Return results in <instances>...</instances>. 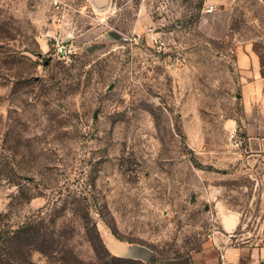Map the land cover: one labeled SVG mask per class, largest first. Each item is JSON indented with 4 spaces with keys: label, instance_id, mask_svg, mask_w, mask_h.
Listing matches in <instances>:
<instances>
[{
    "label": "rangeland",
    "instance_id": "obj_1",
    "mask_svg": "<svg viewBox=\"0 0 264 264\" xmlns=\"http://www.w3.org/2000/svg\"><path fill=\"white\" fill-rule=\"evenodd\" d=\"M246 44L264 0H0V260L32 226L62 253L31 264H206L229 214L258 238L264 142L228 128Z\"/></svg>",
    "mask_w": 264,
    "mask_h": 264
},
{
    "label": "crops",
    "instance_id": "obj_2",
    "mask_svg": "<svg viewBox=\"0 0 264 264\" xmlns=\"http://www.w3.org/2000/svg\"><path fill=\"white\" fill-rule=\"evenodd\" d=\"M246 44L232 50L237 70L241 75L240 94L241 102L245 108V115L240 121L237 119L229 121V130L241 131L250 140L257 139L264 142V54ZM243 128L239 129V124ZM261 153L264 150H258ZM257 162V161H256ZM259 167L264 168V155L258 160ZM239 227L235 215L225 216L222 230L225 237H218L214 257L206 264H264V225L256 239L246 238L240 243L231 244L232 240L226 234L234 233ZM231 236V235H230ZM203 264V263H202Z\"/></svg>",
    "mask_w": 264,
    "mask_h": 264
},
{
    "label": "trees",
    "instance_id": "obj_3",
    "mask_svg": "<svg viewBox=\"0 0 264 264\" xmlns=\"http://www.w3.org/2000/svg\"><path fill=\"white\" fill-rule=\"evenodd\" d=\"M19 233L24 235V238L27 239V240L29 239V241H31V242H29V243L26 242L24 244V242H23L24 239L21 240V243H20L19 246L22 247V249H18L17 253H16L18 255L17 259H21V263H18V264H31L30 262H27L28 261L27 260V256H29V254H31L32 252L37 251V250L39 252L45 253V254H48V253H50L52 251H54L55 253H62V252H60L58 250H55V249H57V247L55 248V247H52V246H45V244H44V247L48 248L47 250H45V249H42V248L41 249L38 248L39 246H35L36 245L35 243L38 240V235H37L36 229L33 226L32 227L21 228V231H19ZM39 241H40V239H39ZM93 249H94V251L96 253L95 255H97V257H98V253L96 252L94 246H93ZM49 250H50V252H47ZM68 255L70 256L72 261H75V259L77 258V257H75L73 255V252L68 253ZM108 256H111V255L108 254ZM65 262H66V260H65ZM63 263H64V260H63ZM0 264H4V263L0 260Z\"/></svg>",
    "mask_w": 264,
    "mask_h": 264
},
{
    "label": "built area",
    "instance_id": "obj_4",
    "mask_svg": "<svg viewBox=\"0 0 264 264\" xmlns=\"http://www.w3.org/2000/svg\"><path fill=\"white\" fill-rule=\"evenodd\" d=\"M55 5L58 6V3L55 2ZM213 7H210L207 9V12H212ZM54 49V54L56 56L67 58L73 53V47L69 43H64V40H62L60 35L53 36L50 40Z\"/></svg>",
    "mask_w": 264,
    "mask_h": 264
},
{
    "label": "water",
    "instance_id": "obj_5",
    "mask_svg": "<svg viewBox=\"0 0 264 264\" xmlns=\"http://www.w3.org/2000/svg\"><path fill=\"white\" fill-rule=\"evenodd\" d=\"M97 2H106L108 0H96ZM64 43H69V38L64 40ZM139 253V252H138ZM135 253V252H131L130 256L131 257H140V254Z\"/></svg>",
    "mask_w": 264,
    "mask_h": 264
}]
</instances>
